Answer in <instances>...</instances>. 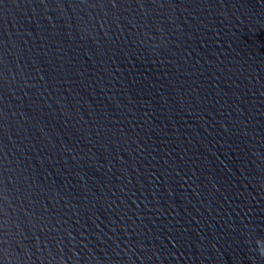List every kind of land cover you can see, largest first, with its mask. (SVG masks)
<instances>
[{
    "label": "water",
    "instance_id": "obj_1",
    "mask_svg": "<svg viewBox=\"0 0 264 264\" xmlns=\"http://www.w3.org/2000/svg\"><path fill=\"white\" fill-rule=\"evenodd\" d=\"M0 264H264V0H0Z\"/></svg>",
    "mask_w": 264,
    "mask_h": 264
}]
</instances>
